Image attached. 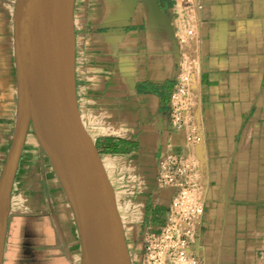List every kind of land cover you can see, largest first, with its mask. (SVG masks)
I'll return each instance as SVG.
<instances>
[{
	"label": "crops",
	"instance_id": "0c3cea01",
	"mask_svg": "<svg viewBox=\"0 0 264 264\" xmlns=\"http://www.w3.org/2000/svg\"><path fill=\"white\" fill-rule=\"evenodd\" d=\"M16 3L0 0V179L18 119ZM73 23L79 116L112 184L132 264L144 235L167 221L176 189L158 175L169 158L192 164L205 205L194 243L201 264H264V0H76ZM183 82L190 111L175 127ZM2 264H86L33 128L13 181Z\"/></svg>",
	"mask_w": 264,
	"mask_h": 264
},
{
	"label": "water",
	"instance_id": "95a60500",
	"mask_svg": "<svg viewBox=\"0 0 264 264\" xmlns=\"http://www.w3.org/2000/svg\"><path fill=\"white\" fill-rule=\"evenodd\" d=\"M76 0H17L18 119L0 179V264L13 181L30 128L67 196L86 264H132L115 193L82 125L75 80Z\"/></svg>",
	"mask_w": 264,
	"mask_h": 264
},
{
	"label": "built area",
	"instance_id": "2783aa9c",
	"mask_svg": "<svg viewBox=\"0 0 264 264\" xmlns=\"http://www.w3.org/2000/svg\"><path fill=\"white\" fill-rule=\"evenodd\" d=\"M193 35V30L188 31ZM190 87L183 82L173 96V125L179 126L190 111ZM190 141L200 143V136H190ZM192 164L186 160L169 158L162 161L158 183L176 189L167 221L158 232H147L143 238L140 264H201L194 251V243L201 233L205 211L203 200L191 181Z\"/></svg>",
	"mask_w": 264,
	"mask_h": 264
}]
</instances>
